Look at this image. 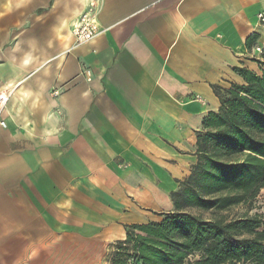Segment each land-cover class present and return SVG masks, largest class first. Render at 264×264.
Masks as SVG:
<instances>
[{"label": "crops", "instance_id": "obj_1", "mask_svg": "<svg viewBox=\"0 0 264 264\" xmlns=\"http://www.w3.org/2000/svg\"><path fill=\"white\" fill-rule=\"evenodd\" d=\"M87 2L0 0V264H112L126 225L173 210L212 86L259 72L264 0H100L75 45Z\"/></svg>", "mask_w": 264, "mask_h": 264}, {"label": "trees", "instance_id": "obj_2", "mask_svg": "<svg viewBox=\"0 0 264 264\" xmlns=\"http://www.w3.org/2000/svg\"><path fill=\"white\" fill-rule=\"evenodd\" d=\"M253 60L259 72L234 67L241 83L212 86L219 106L203 118L196 160L170 192L173 210L126 225L112 264H264V48Z\"/></svg>", "mask_w": 264, "mask_h": 264}, {"label": "built area", "instance_id": "obj_3", "mask_svg": "<svg viewBox=\"0 0 264 264\" xmlns=\"http://www.w3.org/2000/svg\"><path fill=\"white\" fill-rule=\"evenodd\" d=\"M99 11L100 0H88L85 10L77 17L72 25L75 45L84 44L102 32L97 17ZM257 17L259 21L264 22V13H259ZM256 51L261 54L262 48L257 47ZM6 99L7 97L0 95V108L4 106ZM0 125L4 127L5 123L0 120Z\"/></svg>", "mask_w": 264, "mask_h": 264}, {"label": "clouds", "instance_id": "obj_4", "mask_svg": "<svg viewBox=\"0 0 264 264\" xmlns=\"http://www.w3.org/2000/svg\"><path fill=\"white\" fill-rule=\"evenodd\" d=\"M22 95H29V93H24ZM46 120H54V117H46ZM61 130L56 126L55 123L52 124L50 129H46L43 134V139L47 140L50 136L58 135ZM29 135H31V131L29 130Z\"/></svg>", "mask_w": 264, "mask_h": 264}, {"label": "rangeland", "instance_id": "obj_5", "mask_svg": "<svg viewBox=\"0 0 264 264\" xmlns=\"http://www.w3.org/2000/svg\"><path fill=\"white\" fill-rule=\"evenodd\" d=\"M243 210V206H239V207H235V208H232L231 210H229L226 214L228 215H233L234 213H237V212H241ZM204 217H207L209 216L208 214L204 213L203 214ZM193 257L191 256L190 257V260H192Z\"/></svg>", "mask_w": 264, "mask_h": 264}]
</instances>
